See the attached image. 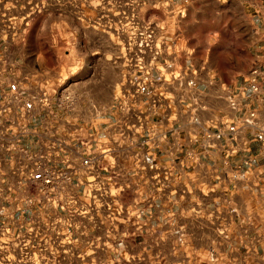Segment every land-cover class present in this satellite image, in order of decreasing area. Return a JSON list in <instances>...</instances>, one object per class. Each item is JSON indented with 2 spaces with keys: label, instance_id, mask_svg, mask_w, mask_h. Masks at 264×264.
Returning <instances> with one entry per match:
<instances>
[{
  "label": "built area",
  "instance_id": "1",
  "mask_svg": "<svg viewBox=\"0 0 264 264\" xmlns=\"http://www.w3.org/2000/svg\"><path fill=\"white\" fill-rule=\"evenodd\" d=\"M6 1L0 0V4ZM141 1L98 0L94 5L92 0H73L74 7L99 12L98 25L111 30V39L118 46L121 81L110 108V128L132 130L136 125L185 116L197 121L203 109L197 83L205 67L194 63L190 51H185L184 62H180L184 39L177 30L179 23L161 24L155 16L143 19ZM147 2L152 8L164 5L172 13L176 9L180 18L187 15L183 0L178 7V0ZM25 3L33 0H14V6L8 8ZM43 8L41 0L39 9ZM5 34L4 42L8 31ZM0 66V264H102L109 245H114L123 214L127 220L138 221L148 206L127 209L119 202L112 149L104 146L91 122L68 125L54 112L55 104L60 107L64 101L67 108L75 107L73 99L65 96L60 101L59 89L30 83L10 62L4 44ZM247 83L252 91L261 90L264 60L252 64ZM228 102L232 109L241 110L233 94ZM259 115V110L249 109L238 121L226 123L230 138H237L243 126L253 127V140L264 144ZM41 116L58 120L50 127L54 133L46 143L35 140V121ZM222 135L223 131L205 130L196 139L201 154L208 156ZM29 138L35 141L25 142ZM74 142L79 146L75 148L76 161L59 159ZM31 144L39 147L31 148ZM144 145L136 166L157 169L159 142L148 138ZM253 163L252 156L244 160V165L252 168L247 171L250 174L255 169ZM241 169V165L233 168L225 158L224 171L233 181L246 179V171ZM229 212L240 213L236 205H231Z\"/></svg>",
  "mask_w": 264,
  "mask_h": 264
},
{
  "label": "crops",
  "instance_id": "2",
  "mask_svg": "<svg viewBox=\"0 0 264 264\" xmlns=\"http://www.w3.org/2000/svg\"><path fill=\"white\" fill-rule=\"evenodd\" d=\"M183 1H188L189 16L193 12L190 0ZM216 1L220 6L217 14H224L222 6L237 0ZM40 4L41 0H33L32 4L11 9L8 7L14 6V0L0 4V48L2 44L6 46L10 62L30 83L56 88L55 81L45 76L38 64L35 63L36 70H28V59L19 52L28 39L27 14L43 11ZM263 8L249 3L254 12L263 13ZM185 22L181 20L177 26L184 39L180 62H184L185 51H190L194 63L205 67L197 83L199 105L203 107L199 119L192 121L185 116L176 121L136 125L132 130L110 128L113 96L106 112L90 121L100 132L104 146L112 149L119 202L127 209L148 206L147 213L138 221L127 220L123 214L114 245H109L102 264H264V144L253 140V127L243 126L238 137L231 139L225 126L238 121L249 109H257L258 123L264 127V84L259 92H254L247 83L252 64L264 60V17L257 21L261 36L254 44L253 62L241 80L232 84L221 83L210 68L209 54L200 53L195 44L188 42L182 29ZM5 31L8 36L4 42ZM118 69L120 77L114 95L121 81L119 64ZM230 94L240 101V111L231 108ZM57 121L38 117L35 140L48 142L54 133L50 127ZM205 130L223 131L208 156L201 154L196 141ZM148 138L160 144L155 149L157 169L147 170L135 164ZM35 140L29 138L25 142ZM71 145L66 154H59V159L76 161L75 148L79 146L75 142ZM38 147L31 144V148ZM248 156L254 158L251 174L248 172L252 168L244 165ZM225 158L233 168L241 165L246 179L233 181L224 171ZM256 184L258 188L252 187ZM229 205H236L240 213L231 214Z\"/></svg>",
  "mask_w": 264,
  "mask_h": 264
},
{
  "label": "rangeland",
  "instance_id": "3",
  "mask_svg": "<svg viewBox=\"0 0 264 264\" xmlns=\"http://www.w3.org/2000/svg\"><path fill=\"white\" fill-rule=\"evenodd\" d=\"M92 2L99 4L98 0ZM43 3V11L27 14L28 39L19 52L27 57L28 70H36V63L45 76L55 81L60 101L65 96L74 100L75 107L67 108L64 101L60 107L55 104L54 112L66 124L84 125L100 118L113 99L120 77L118 46L111 39V30L98 25L99 12L74 7L73 0ZM181 3L178 0L176 6ZM249 3L264 6V0H237L222 6L224 14H217L220 6L216 0H190L193 12L180 18L176 9L172 13L164 5L152 8L147 0H142L139 13L146 20L155 16L161 24L185 20L182 29L188 42L195 44L200 53L209 54L210 68L221 83L232 84L240 81L250 68L254 44L261 36L256 27L264 12L249 9Z\"/></svg>",
  "mask_w": 264,
  "mask_h": 264
}]
</instances>
